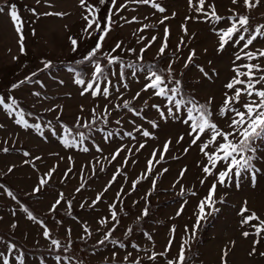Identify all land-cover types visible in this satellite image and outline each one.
<instances>
[{"label": "rangeland", "instance_id": "obj_1", "mask_svg": "<svg viewBox=\"0 0 264 264\" xmlns=\"http://www.w3.org/2000/svg\"><path fill=\"white\" fill-rule=\"evenodd\" d=\"M154 2L165 11L161 13L151 3H135L133 0H117L115 7L111 0H107L104 5H99L98 0H88L89 4L98 6L102 26L110 8L114 13L111 31L97 55L111 53L118 56L125 65H153L156 62L164 70L171 63L173 75L182 81L184 93L194 96L199 102L212 98L214 120L226 128L224 119L218 116V110L227 91L224 85L235 75V54L244 42L236 46L230 43L223 51H218L219 38L215 30L227 28L229 24L224 20L219 23L206 21L204 15L196 11L198 0H192L191 6L189 0ZM125 3L127 7L116 12V8ZM11 4L17 6L16 10L23 22V53L20 51L18 34L8 15ZM212 4L222 17L232 15L229 9L248 16L250 29L264 25V0L252 9H246L243 0L236 5L232 4V0H206L205 11H209L208 6ZM0 6L5 7V12L0 13V96L5 97L6 103H10L9 97L16 99L18 107L15 111L23 110L29 124L40 125L39 129L18 125L15 123V111L9 114L0 105V230L18 238L27 247L56 248L51 244L52 239L63 244L83 237L84 244H97L115 223L111 220L110 204L117 205L115 210L119 220L110 239L88 251L85 260L77 247H70L62 256H38L22 252L16 246L12 248V244L0 238V253L8 257L10 264H21V261L22 264H134L136 260L140 264H167V260L177 256L182 239L188 241L185 245V256L188 258L186 264H222L221 257L225 249L228 250L227 264H264V257L259 255L264 252V240L256 246V254L250 256L255 237L250 235L245 238L242 233H253L254 229L249 225L241 226L239 214L247 201L250 212H255L264 220V143L260 144L257 153L259 159L255 161L256 167L260 169L255 185L250 173L239 181V187L235 177L230 184H217L214 201L218 211L212 212L200 222L195 238H192V228L197 223L198 204L208 195L209 188L216 181L213 176H206L202 171L206 158L197 145H191V137L187 135L189 128L182 122L186 116L183 109L180 120H162L151 107L152 104H160L164 108L162 98L151 95V89L148 92L141 91L147 82L144 79L146 71L132 77L131 70L127 68L124 81H120L118 74L111 76L109 71V78L113 85L119 86V92L110 86L107 98L102 95L93 97L90 93L81 95L83 88L74 83L75 74L68 71L71 67L59 65L64 61L83 58L95 46L99 37V33L89 37L83 32L87 23L83 16L87 13L81 8L80 0H41L39 4L36 0H0ZM30 9H35L41 15H33ZM165 28L168 29L167 37ZM153 37H156L154 41ZM70 38L78 42L75 52L72 51ZM165 39L167 47L161 55L159 49ZM117 43L121 44V48L112 52ZM142 48L145 51L141 54ZM129 49L135 51L130 52ZM257 49H264V37H257L245 51L254 52ZM193 52L195 55L192 61L185 67ZM141 55L143 59L139 60ZM49 61L51 68L44 69V63ZM245 63H259L264 67V58L236 61L237 65ZM201 67L208 73L207 76L200 71ZM111 68L118 73V64ZM74 69L82 71L86 81L91 80L90 63ZM240 70L246 71L243 68ZM260 74L258 72L256 75ZM25 77H31L32 82L19 84ZM123 83H127V88L123 87ZM13 84H19V87L12 89ZM137 92H140V96L133 99ZM124 101H128L129 108L136 112H141V109L143 111L139 116L135 115L123 107ZM106 105L110 115L104 113ZM117 105L120 107L117 108ZM53 108L54 111H49ZM93 109L98 115H107V123L97 120L92 125L91 133L88 129L83 131L89 138L82 145L77 143L74 147H66L63 143L65 132L60 122L69 128L76 125L77 117H81L83 123L93 118ZM116 120H120V124L115 123ZM149 121H155L158 127L152 128ZM137 125L152 135L143 137L134 131ZM126 131L132 132L135 138L124 136ZM72 132L75 135L77 131ZM108 132L113 135L105 140ZM180 136H184V139L177 143ZM167 141L171 143L164 160L160 163L154 160L151 174L147 179L142 178L153 151L156 150V159H159ZM142 143L145 146L140 149ZM96 146L102 151H97ZM83 147L89 150L84 152L81 150ZM5 148L7 152L3 151ZM120 148L124 150L113 160L112 155ZM186 148L187 152L184 151ZM118 169L120 174L116 175ZM182 170H186L183 177L180 176ZM114 175L115 181L105 191ZM41 179L46 181L43 186H40ZM201 179L205 181L203 184ZM137 180L139 183L133 190L132 183ZM37 187L39 191L34 192ZM182 188L184 191L181 194ZM12 190L28 196L23 201L13 199L8 195ZM118 192L119 200L116 199ZM192 192L196 195H192ZM100 194V201L93 204ZM58 199L60 203L52 211ZM181 206L183 210L177 215ZM25 208L35 220L28 218ZM145 208L148 209L147 216L142 215ZM55 211L65 216L56 217ZM102 218L109 222L100 225L98 222ZM41 221L50 232L48 238L43 236ZM13 224L16 226L12 227ZM85 227L88 232L84 231ZM129 228L131 232L127 231ZM170 239L173 241L172 247L165 252ZM157 253L164 255H157L155 260L148 259ZM56 257H60L59 261Z\"/></svg>", "mask_w": 264, "mask_h": 264}, {"label": "snow or ice", "instance_id": "obj_2", "mask_svg": "<svg viewBox=\"0 0 264 264\" xmlns=\"http://www.w3.org/2000/svg\"><path fill=\"white\" fill-rule=\"evenodd\" d=\"M47 2V0H45ZM99 5H104L107 0H98ZM135 3L149 4L156 8L158 11L163 13L165 9L161 7L158 3H155L154 0H133ZM240 2V0H232V4L236 5ZM36 3H41V0H36ZM205 3L206 0H198V7L196 11L198 13H202L205 17L206 21H211L213 23H219L220 21H226L229 26L227 28H221L219 30H215L216 34L219 38V48L218 51H223L226 45L230 43L232 46L239 45L242 41L243 46L240 48L239 52L235 54V59L233 61V72L235 75L230 79L225 85V89L227 91L224 93V100L222 105L219 107L218 116L224 119V123L226 124V128L219 126L214 120V114L211 109L212 98H209L208 101L201 103L195 99L194 96H188L184 93L182 87V81L180 79H176L173 75V70L171 63L168 65L167 70L164 69H156L155 65H143L136 63H129L127 65L124 64L122 60L118 56H113L111 53H104L102 57H97V53L101 51L103 42L105 41L106 36L111 31V26L113 24L112 16L114 13L112 9H109V14L105 17L104 23L102 26L101 20L98 16L99 8L96 5H92L88 3V0H80V6L87 13L83 16V19L87 22L85 28L83 29L84 33H87L89 37H91L94 33H99V37L95 43V46L85 55L80 61H77V65H85L90 63L92 65L91 69V80L86 81L84 77V73L82 71H77L74 68H69V72H74L75 78L74 83L81 85L83 90L81 91V95L85 93H90L93 97L96 96H104L107 98L110 95L109 87H115V90L119 92V86L113 85V81L109 78V71L111 70V76L115 77L117 74L119 75L120 81L125 80V69L131 70V76L137 77L138 72L146 71V75L144 79L147 81L141 91L148 92L150 89L152 90L151 95L160 97L164 101V108H161L160 104H152L151 107L154 108L159 117L162 120H167L172 118L174 120H180L181 111L186 113V116L183 117L182 122L188 126L189 131L187 135L191 137V145H197L199 147L200 152L206 158V163L202 166V171L206 176H213L214 182L209 188L208 195L199 202L198 204V214H197V223L193 225L191 237L195 238L196 230L200 226V222L208 215H210L214 211H218L215 208L214 196L217 189V184L224 186L226 184H230L235 177L237 182V187H239V181L243 178L245 174H251V181L253 185H255L257 173L260 172V169L256 167L255 161L259 159L257 153L260 150V144L264 143V67H262L259 63H245L237 65L236 61H240L242 59H247L248 61L259 60L260 58H264V49H257L256 51H245L248 49L250 45H253V42L257 39V37H264V25H260L256 27L254 30L249 28L250 18L245 15H240L234 9H229L232 15L228 17H222L217 14L216 6L214 4L209 5V11H205ZM261 3V0H243V6L246 9H252L257 7ZM111 4L113 7L116 6L117 0H111ZM189 4L191 6L192 0H189ZM127 7V3L121 4L119 8H116V12H119L121 9ZM17 6L15 4H11L9 6L8 15L13 23L16 33L18 34L19 40L18 43L20 45V51L24 52V34H23V22L21 20V16L18 14L16 10ZM33 15L39 16L40 13H37L35 9H30ZM5 12V7L0 6V13ZM42 15H58L63 16L65 13H43ZM164 19H167L165 17ZM135 20V18H133ZM131 22V21H129ZM163 23V20L161 21ZM147 27V26H145ZM91 30V31H90ZM185 31H187L185 29ZM254 32V34H253ZM168 29L165 28V37H167ZM247 34V37H246ZM153 41L156 37L152 38ZM72 51H77L78 42L76 39L70 38ZM183 43V41H182ZM167 47V41L165 39V43L159 49V53L161 55L164 54L165 48ZM121 48V44L117 43L115 48L112 49V52H115L116 49ZM130 52L135 51L134 49H129ZM145 51L144 48L141 49V54ZM240 53H243L241 55ZM195 55L193 52L189 55L188 61L185 63V67L188 66V63L192 61V57ZM101 59H106L107 63L102 64ZM139 60L143 59V56L138 57ZM119 65V71L117 73L116 69H112V65ZM51 62L44 63V69L51 68ZM246 69V71H241L240 69ZM200 71L204 73L205 76L208 75L207 72L201 67ZM214 71V70H213ZM261 73L257 76V73ZM35 75V73H33ZM25 82H32L31 77H25L24 81H20L19 84H23ZM63 83V81H60ZM101 83L104 84V87L101 88ZM19 84H13L11 87L15 89L19 87ZM127 83H123V87L127 88ZM234 90V91H233ZM232 93L231 95L229 93ZM34 95L39 96L40 93H34ZM140 96V92L136 93V96L133 99H136ZM10 103L5 102V97L0 96V105L3 106L4 110L12 114L16 108L18 107V102L16 99L9 97ZM147 103V102H145ZM117 108L120 105L116 106ZM124 108H128L129 111H132L135 115L139 116L141 112H136L134 109L129 108V102L124 101ZM166 109V112H165ZM55 108L49 109V111H54ZM83 110V109H81ZM104 113L110 115L107 105L104 108ZM17 119L15 123L18 125H22L25 128L35 127L36 129L40 128L39 124H29L28 121L24 118L25 113L23 110L15 111ZM31 115V113H28ZM92 119L86 120L81 123L82 118L77 117L76 120V128H85L89 130L91 133L92 125L96 123L97 120H102L105 124L107 123V115L105 114H97L96 110H92ZM57 121H59V116L56 117ZM49 125L51 122H48ZM115 123L120 124V120H116ZM135 124V121H132ZM152 128H157L158 125L155 121H149ZM60 126L64 129L65 138L63 139V143L66 147H74L77 143L83 144V142L89 138L83 131H77L75 135H73L72 129L68 128L62 122H60ZM99 131H103V129H97ZM134 131L139 132L143 137H150L152 133H150L147 129H142L141 126L137 125ZM113 135L112 132H108L105 135V140L110 138ZM124 136L133 137V133L130 131L124 132ZM207 137L206 139H202V137ZM69 137L71 139H69ZM135 137H133L134 139ZM184 136H180L177 140V143L182 141ZM199 141V144H198ZM171 141L165 142L163 145V151L160 152L159 159H156V150L152 153V159L148 160V168L147 171L143 174L144 179H147L148 175L151 174L153 170V161L156 163H160L164 160L165 153H167L169 149ZM144 144H140L139 148H144ZM84 152H87L89 149L87 147H83L81 149ZM97 151H102L99 146H96ZM123 148L117 149V151L112 155V159L115 160L116 157L123 151ZM131 152V149H128ZM3 151L7 152L8 149H3ZM139 151V149H137ZM185 152L188 151L186 148ZM28 155V153H25ZM127 162V158H125V163ZM218 165L220 170L217 171ZM103 171V169H101ZM11 171V169H9ZM54 171V169H53ZM163 171H167L164 169ZM184 171L182 170L180 176L183 177ZM119 169L117 170V174L119 175ZM51 175V173H49ZM116 175L113 176L112 181L109 182L107 188L111 186V183L115 181ZM201 184L205 181L201 179ZM46 183L45 180H40V186H43ZM137 183L139 180L133 181L132 189L135 190ZM153 185H155V180H153ZM39 191V187L34 189V192ZM79 191V189H77ZM122 191V189H121ZM183 188L181 189V194L183 193ZM192 195H196L195 192L191 193ZM9 196H12L15 199V196L12 192H8ZM63 194H61L62 197ZM101 195H97L96 200L93 201V204L100 201ZM116 199H120V192L117 193ZM60 203L58 199L56 203L52 206V211L55 210L56 205ZM70 203V202H69ZM91 206V205H90ZM83 207V205H81ZM117 205L115 203L109 205V210L111 213V220L115 221L112 228H110L103 236L101 240L98 241V244H104L108 241L115 231L116 227L119 224L118 213L115 210ZM208 209V211H206ZM183 210V206L177 212V215ZM27 213L28 218L31 220H35L36 218L32 215L28 209H24ZM122 211V209H121ZM245 213H250L245 215ZM239 214L241 216V226L249 225L254 229L253 233L248 231H244L242 235L247 238L250 235H254L253 239V247L249 252L250 256H253L257 252L256 246L264 240V220H261L260 217L255 212H250L247 208V201L244 202V205L241 207ZM143 216L148 215V209L145 208L142 211ZM139 219V218H138ZM256 221V223H252ZM109 221L106 218H102L98 223L100 225H106ZM43 226V222H39ZM16 225L13 224L12 227ZM85 232H88L87 227L84 229ZM131 232L132 229L129 228L127 230ZM175 231V228L172 229ZM185 232H188L187 226L185 227ZM68 233H71V229L68 230ZM89 235L91 233L89 232ZM147 235V234H146ZM43 236L48 238L50 236V232L46 226H43ZM83 239V237H81ZM149 239L151 237L149 236ZM115 243V241H113ZM172 239L168 241V244L165 248V252L169 251L172 247ZM51 244L55 245L57 248L60 247V242L56 239L51 240ZM188 244L187 240H183L180 244V249L177 256L173 259L167 260V264H186V260L188 259L185 256V245ZM15 248V245L11 246ZM133 247H137L133 245ZM66 250V249H65ZM228 254V250L225 249L223 255L221 257L222 264H227L226 257ZM157 255H164V253L153 254L148 257L149 260H155ZM260 256L264 257V252L259 253ZM0 257H2V264H10V261L7 256H4L3 253H0ZM17 259H20L17 257ZM57 261H59L60 257H56ZM127 259V257H125ZM22 264V261H21ZM134 264H140L139 260H136Z\"/></svg>", "mask_w": 264, "mask_h": 264}, {"label": "trees", "instance_id": "obj_3", "mask_svg": "<svg viewBox=\"0 0 264 264\" xmlns=\"http://www.w3.org/2000/svg\"><path fill=\"white\" fill-rule=\"evenodd\" d=\"M97 57H102L101 55H97ZM82 58L77 59V60H72V61H64L62 63H59V65H64V66H68L71 68H80L84 65H77V61H80ZM101 63L102 64H106L107 60L106 59H101ZM89 64V63H87ZM85 64V65H87ZM153 65H155L156 69H161L156 62L152 63ZM189 96V94H186ZM204 103V102H201ZM69 128L72 129V131H85V128H79L77 129L76 126H70ZM13 195L15 196V198H17L20 201H23L24 198H26L28 195H20L19 193H17L16 191L12 190ZM54 216L56 217H64L65 215L60 212V211H55L54 212ZM0 238H2L3 240L9 242L12 245H15L16 247H18L22 252L25 253H29V254H33V255H38V256H42V255H65L67 250L70 247H77L79 254L81 255V257L85 260L88 251H90L91 249L95 248V247H99L102 244H84L82 239L79 238H74L72 240H70L68 243H63L60 244L59 248H45V247H27L25 246L18 238L10 235L9 233L5 232V231H1L0 230ZM66 249V250H65Z\"/></svg>", "mask_w": 264, "mask_h": 264}]
</instances>
